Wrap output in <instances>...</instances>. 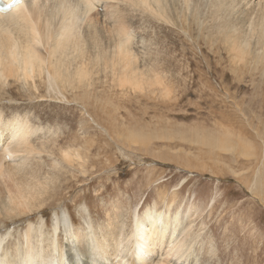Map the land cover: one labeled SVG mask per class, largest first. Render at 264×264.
I'll list each match as a JSON object with an SVG mask.
<instances>
[{
	"label": "rangeland",
	"instance_id": "obj_1",
	"mask_svg": "<svg viewBox=\"0 0 264 264\" xmlns=\"http://www.w3.org/2000/svg\"><path fill=\"white\" fill-rule=\"evenodd\" d=\"M201 7V18L210 15L213 25L212 8ZM119 23L133 30L149 80L142 75L140 84L129 83L103 62L85 77L93 78L89 88L71 89L59 77L50 86L46 75L36 80L37 88L11 79L0 88V107L9 118L27 113L46 135L55 134L64 165L60 181L68 186L62 202L79 222L88 202L99 225L108 221L107 213L122 210L117 220L128 230L135 212L171 197L173 215L190 212L175 234L187 249L166 254L170 264H264V59L256 58L261 44L252 38L256 53L240 62L223 46L215 24L203 32L189 22L186 32L178 31L133 8L122 11ZM68 57L75 55L70 51ZM62 149L72 152V161L64 160ZM45 160L44 171L50 168ZM53 207L46 208L49 223ZM9 222L0 218V228Z\"/></svg>",
	"mask_w": 264,
	"mask_h": 264
},
{
	"label": "bare ground",
	"instance_id": "obj_2",
	"mask_svg": "<svg viewBox=\"0 0 264 264\" xmlns=\"http://www.w3.org/2000/svg\"><path fill=\"white\" fill-rule=\"evenodd\" d=\"M201 6L212 8L214 23L210 24L217 25L223 46L235 60L242 62L244 56L256 53L252 51L254 37L261 44L256 58L264 59V0H22L0 14V88L11 79L31 81L37 88L36 80L44 75L50 86L59 77L71 89L80 85L89 88L94 85L93 78L86 81L85 77L93 69L98 71L103 62L115 74L120 73L119 79L138 85L142 75L148 80L151 76L138 59L133 30L119 23L122 11L139 9L178 31L185 30L184 24L198 23L204 32L213 25L207 20L209 14L201 18L205 9ZM99 7L105 8L103 14L97 13ZM70 51L75 55L71 60ZM86 60L91 65L85 64ZM75 79L84 82L78 85ZM4 108L0 107V218L11 224L0 228V264H170L166 254L186 251L188 244L175 234L182 216L190 211L173 215L171 197L163 199V207L155 202L143 212H135L128 230L126 223L117 220L123 216L122 210L116 209L112 216L107 213L108 221L99 225L88 202L80 205L85 217L79 222L62 202V190L68 186L60 181L64 165L56 155L61 147L57 148L55 134L49 130L46 135L27 113L9 118ZM67 149L61 150L62 156L72 161ZM46 157L50 168L44 171ZM49 206H54L50 223L45 217Z\"/></svg>",
	"mask_w": 264,
	"mask_h": 264
},
{
	"label": "snow or ice",
	"instance_id": "obj_3",
	"mask_svg": "<svg viewBox=\"0 0 264 264\" xmlns=\"http://www.w3.org/2000/svg\"><path fill=\"white\" fill-rule=\"evenodd\" d=\"M10 7V6H9Z\"/></svg>",
	"mask_w": 264,
	"mask_h": 264
}]
</instances>
